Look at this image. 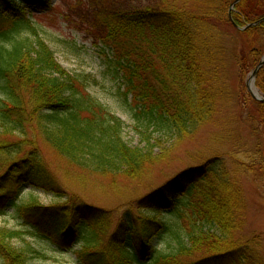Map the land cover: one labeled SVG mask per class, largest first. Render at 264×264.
Wrapping results in <instances>:
<instances>
[{"label":"trees","instance_id":"trees-1","mask_svg":"<svg viewBox=\"0 0 264 264\" xmlns=\"http://www.w3.org/2000/svg\"><path fill=\"white\" fill-rule=\"evenodd\" d=\"M234 1L164 0L156 8L102 18V44L131 95L135 117H143L147 128L145 145L133 147L123 139L121 119L57 63L27 14L26 7L49 10L52 0H0V136L10 137L0 138V214L14 209L56 243L77 238L85 264H256L236 233L246 224L243 178L264 177V102L245 84L264 55V19L248 26L264 18V0H240L231 10ZM235 66L238 91L231 85ZM256 87L264 96V66ZM243 121L256 142L245 135ZM203 128L217 146L213 154L139 198L137 208L156 217L126 208L103 249L110 213L76 203L45 154L49 147L89 174L139 178L161 157L154 154L153 131L179 141ZM26 185L69 199L58 210L37 200L19 204ZM165 232L177 241L173 251L152 244ZM19 234L0 228L3 264H31L42 255L29 242L14 246Z\"/></svg>","mask_w":264,"mask_h":264},{"label":"rangeland","instance_id":"rangeland-1","mask_svg":"<svg viewBox=\"0 0 264 264\" xmlns=\"http://www.w3.org/2000/svg\"><path fill=\"white\" fill-rule=\"evenodd\" d=\"M163 3L164 0H52L51 8L46 11L26 7L27 14L37 26L41 39L54 53L57 63L71 76L80 78L87 86V92L102 103L111 114L121 119L123 139L133 147L145 145L144 136L147 134V128L142 124L143 117L140 119L135 117L131 95L125 94L123 80L120 74L115 72L111 54L102 44V38L106 33L102 18L118 10L156 8ZM11 16H14V13ZM31 39L34 41V37ZM249 78L250 75L245 79L246 85ZM231 85L235 91L239 90L240 78L236 73V66L231 73ZM1 98L3 92L0 90V100ZM242 125L250 142H256V136H249L250 124L243 121ZM151 135L156 144L154 154L161 157L153 165L147 163V175L139 178L124 173H118L116 177L89 174V171L69 164L49 147H46V152L44 151L51 168L63 185L76 194V203L97 206L110 213L112 223L108 232L102 235L101 249L105 247L109 235L121 221L126 208H130L136 216L140 215L142 218L155 216L148 212L149 209L137 208L139 198L163 185L186 167L201 164L203 159L213 154L211 148L217 147L212 145L207 128L201 129L196 137H185L179 141L160 129L153 131ZM15 138L19 136L15 135ZM242 186L246 203V224L236 233V238L248 242L251 258L256 260V264H264V177L248 174L244 176ZM67 199L68 196L55 198L51 193L35 190L26 185L19 198V204L37 200L45 208L58 210ZM157 218L164 221L173 220L171 215L159 214ZM0 228L19 231V236L12 240L14 246L21 247L29 242L41 252V256L32 257L31 264H85L80 258V255L84 256L80 252L84 247L82 241L73 238L70 243H56L46 238L40 229L27 224L14 209L0 214ZM152 244L162 252L173 251L178 246L175 237L166 232L158 236ZM107 261L108 259L102 263L108 264ZM0 264H3L1 259Z\"/></svg>","mask_w":264,"mask_h":264},{"label":"water","instance_id":"water-1","mask_svg":"<svg viewBox=\"0 0 264 264\" xmlns=\"http://www.w3.org/2000/svg\"><path fill=\"white\" fill-rule=\"evenodd\" d=\"M240 0H235L234 3L231 6V9L234 7L235 4H237ZM232 18V16H231ZM264 18L257 20L256 22H253L252 24H249L248 26L256 25L257 23L261 22ZM244 29V28H241ZM264 66V56L256 66V68L251 72L250 78L247 81V87L248 91L252 95V97L258 101L264 102V96L259 92L258 88L256 87V76L259 72V70Z\"/></svg>","mask_w":264,"mask_h":264}]
</instances>
